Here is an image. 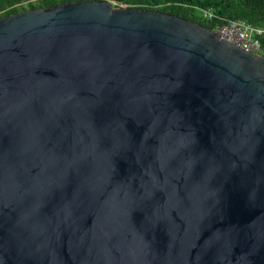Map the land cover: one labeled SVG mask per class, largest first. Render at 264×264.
<instances>
[{"label":"water","instance_id":"obj_1","mask_svg":"<svg viewBox=\"0 0 264 264\" xmlns=\"http://www.w3.org/2000/svg\"><path fill=\"white\" fill-rule=\"evenodd\" d=\"M0 264H264V57L107 0L0 18Z\"/></svg>","mask_w":264,"mask_h":264},{"label":"trees","instance_id":"obj_2","mask_svg":"<svg viewBox=\"0 0 264 264\" xmlns=\"http://www.w3.org/2000/svg\"><path fill=\"white\" fill-rule=\"evenodd\" d=\"M91 0H0V18L36 8ZM129 7L176 16L213 30L227 21L243 20L254 27H264V0H107ZM199 10H211L217 18L205 21ZM264 50V38L261 39Z\"/></svg>","mask_w":264,"mask_h":264},{"label":"built area","instance_id":"obj_3","mask_svg":"<svg viewBox=\"0 0 264 264\" xmlns=\"http://www.w3.org/2000/svg\"><path fill=\"white\" fill-rule=\"evenodd\" d=\"M198 15L205 21L217 18L211 10H199ZM211 31L215 32L223 41L246 53L260 55L264 27H254L243 20H231L222 26H216Z\"/></svg>","mask_w":264,"mask_h":264},{"label":"rangeland","instance_id":"obj_4","mask_svg":"<svg viewBox=\"0 0 264 264\" xmlns=\"http://www.w3.org/2000/svg\"><path fill=\"white\" fill-rule=\"evenodd\" d=\"M123 6H125V5H123ZM259 54L261 55V57H264V50H260Z\"/></svg>","mask_w":264,"mask_h":264}]
</instances>
